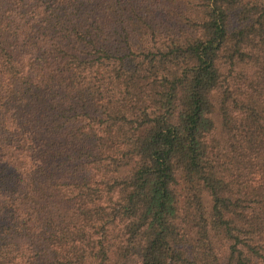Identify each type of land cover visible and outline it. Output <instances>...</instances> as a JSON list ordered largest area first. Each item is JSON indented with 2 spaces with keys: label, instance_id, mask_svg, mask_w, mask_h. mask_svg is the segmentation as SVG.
I'll return each mask as SVG.
<instances>
[{
  "label": "trees",
  "instance_id": "trees-1",
  "mask_svg": "<svg viewBox=\"0 0 264 264\" xmlns=\"http://www.w3.org/2000/svg\"><path fill=\"white\" fill-rule=\"evenodd\" d=\"M0 264H264V0H0Z\"/></svg>",
  "mask_w": 264,
  "mask_h": 264
}]
</instances>
